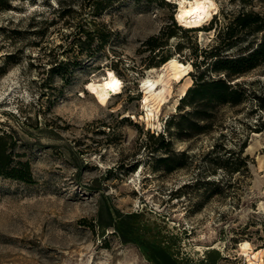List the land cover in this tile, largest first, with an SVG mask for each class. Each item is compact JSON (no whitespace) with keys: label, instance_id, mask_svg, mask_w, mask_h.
<instances>
[{"label":"rangeland","instance_id":"obj_1","mask_svg":"<svg viewBox=\"0 0 264 264\" xmlns=\"http://www.w3.org/2000/svg\"><path fill=\"white\" fill-rule=\"evenodd\" d=\"M212 1L197 27L179 22L178 0L0 9V135L11 165L27 162L31 175L0 176V264H264V61L231 81L240 103L201 105L203 120L189 100L175 106L192 61L219 44L214 16L264 18V0ZM32 15L48 18L42 39ZM161 31L170 36L157 55L145 42ZM262 36L240 31L225 53ZM167 55L187 73L154 65ZM108 69L122 90L101 105L87 84ZM204 77L224 78L210 68ZM148 78L160 79L156 95Z\"/></svg>","mask_w":264,"mask_h":264},{"label":"trees","instance_id":"obj_2","mask_svg":"<svg viewBox=\"0 0 264 264\" xmlns=\"http://www.w3.org/2000/svg\"><path fill=\"white\" fill-rule=\"evenodd\" d=\"M9 1L11 0H0V9H11ZM167 2L170 3L169 1ZM34 16L35 15H32L30 17V22L27 26L32 27L36 25L37 29L34 30L33 33L42 39L49 25L48 18L41 16V20L33 22L36 20L34 19ZM223 19H225V17ZM226 19L221 20L218 16H214L209 22V24H211L214 21V23L217 24L215 27L217 30L215 38L219 41V44L217 43L215 47L211 48L209 54L203 59H195V61H192L193 67L197 70V74L192 85L187 88L185 95L180 99V103H178L180 106L181 103L189 100L188 104L195 110L192 114L196 120L205 119L204 114H200V116L196 114V111L201 105L208 104L210 102L235 105L243 101V99H245V92L237 91V87H234L231 81L235 77L244 75L255 69L261 62L264 61V18L253 11H241L235 16L226 17ZM177 27L182 30H188L181 25H178ZM2 29L9 33L22 32L18 29H9L6 26ZM189 29L191 30V28ZM244 30L262 32L263 36L261 41L255 46L251 45L247 47L246 51H241L234 56L232 54L225 53L234 47L238 32ZM166 36L164 31H161V35L150 37L146 40L145 44L152 52H155L156 54L161 53L166 49V43L163 41L162 37L168 38L170 34H166ZM41 41L42 40L39 42ZM177 50H179V48ZM5 58L9 61L12 58V54H6ZM195 58H197L196 54ZM169 59V55L164 57L160 56L154 65L160 66ZM202 66H204V68H202ZM209 68L211 72L223 74L224 78L204 77V71ZM10 159V153L7 152V147L3 144V136L0 135V176L26 183L30 182L31 175L29 164L27 162H18L17 164L22 167L11 165ZM160 263L175 264L174 262Z\"/></svg>","mask_w":264,"mask_h":264},{"label":"bare ground","instance_id":"obj_3","mask_svg":"<svg viewBox=\"0 0 264 264\" xmlns=\"http://www.w3.org/2000/svg\"><path fill=\"white\" fill-rule=\"evenodd\" d=\"M179 10L177 18L179 22L187 27H197L204 20L211 17L213 10L216 8L215 3L212 0H178ZM175 71L176 77L180 78L182 75L187 73L189 64H184L177 61L175 58H170L167 62ZM154 69H151L153 71ZM160 82L158 80L145 79L143 84L147 86L151 95H156L154 92L157 89V85ZM191 86L189 83L185 88H183L176 100L175 106L178 104L179 99H181L187 88ZM87 89L90 93L94 95L97 102L101 105L108 103L109 99L121 92L122 81L113 70L108 69L105 76L100 81H91L87 84ZM161 90L158 92L160 95ZM148 101V96L144 97V103Z\"/></svg>","mask_w":264,"mask_h":264}]
</instances>
